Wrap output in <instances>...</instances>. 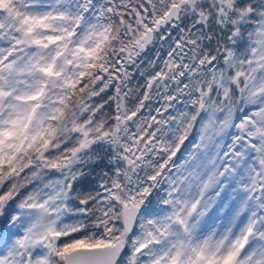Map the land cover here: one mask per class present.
Segmentation results:
<instances>
[{"label":"snow or ice","instance_id":"1","mask_svg":"<svg viewBox=\"0 0 264 264\" xmlns=\"http://www.w3.org/2000/svg\"><path fill=\"white\" fill-rule=\"evenodd\" d=\"M0 264H264V0H0Z\"/></svg>","mask_w":264,"mask_h":264}]
</instances>
